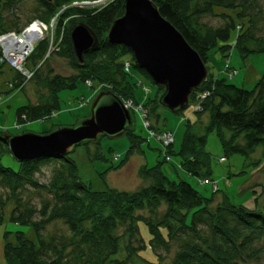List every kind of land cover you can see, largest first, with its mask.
Instances as JSON below:
<instances>
[{"label":"trees","instance_id":"1","mask_svg":"<svg viewBox=\"0 0 264 264\" xmlns=\"http://www.w3.org/2000/svg\"><path fill=\"white\" fill-rule=\"evenodd\" d=\"M26 1L28 0H0V34L20 32L35 21L49 24L63 7L70 8L59 16L53 49L50 38H47L37 45L29 57L27 65L31 63L34 69H27L34 72L33 78L26 81L13 69L18 77L9 83V91H22L32 81L39 96L37 103H31L17 111V126L51 119L61 109L59 93L62 90L75 89L80 82L87 85L91 82L94 88L96 85L102 86L124 103H143L147 111L149 130L161 132L157 124L160 121L158 110L162 107L160 98L165 92L164 88L157 87L151 77L139 69L128 47L113 45L108 41L112 25L125 16L126 0H110L104 6L90 7L71 5L102 0H35L39 8L34 11L32 18L28 19L25 25L13 29L6 23V13L16 10ZM152 1L161 15L200 55L205 66L213 49L227 57L229 46L226 43L230 40L232 32H237L233 48H236L242 57L264 54V35L257 34L258 30L253 22L242 13L240 6L236 5L238 0ZM216 8L234 10L238 18L246 19V24L237 26L230 16L215 13ZM205 17H217L223 23L212 29L202 22ZM81 23L92 30L99 39V46L85 56L84 64L79 63L70 37L72 28ZM55 54L65 59L77 74L71 77L58 75L53 79H43L42 66ZM126 61L131 63L129 73L124 68ZM137 72L157 89L155 96L144 102H139L136 97L139 87L144 86L138 79L135 80L134 75ZM198 98L200 105L192 112L195 121L192 122L190 117L185 121V135L179 153L182 158L181 168L185 172L198 178L200 183L212 181L209 180L210 156L205 151L206 139L210 134H215L222 147L230 154H240L251 159L255 152L261 149V156L264 158V73L251 89L238 88L229 84L225 78L208 74L207 80L202 83L200 90L191 96L190 101L195 102ZM133 127L126 133L132 140V148L126 160L120 162L118 159V166H113L111 170L122 168L129 156L141 149L142 140L134 134ZM0 132V181L8 192L5 198L0 196V227L5 222L7 205L14 199L20 200L22 190L32 188L52 196V201L40 210L38 220L34 219L33 213L25 214L19 208V203L12 210L11 221L31 227L37 241L31 240L21 231L12 233L15 238L12 241L11 232H6V264H127L129 257L119 258L122 245L116 232L119 228L127 226L126 235L130 242L138 237L143 246L142 250H145L147 246L138 227L141 221L149 226L152 235L150 247L157 257L158 250L169 251L172 242L188 234L193 235L195 244L182 246L172 264H241L244 263V255L250 253L246 256L252 257L255 254L253 247L264 239L263 188L261 192L254 193L256 197L252 209L231 204L228 196L217 202L212 209V199L203 198L188 182L169 181L158 165L152 169L146 167L141 171L142 178L152 181L141 190L127 193L108 188L106 191L97 192L81 181L77 165L68 156L63 159L18 163L19 171L4 167L2 160L10 153V149L3 138L7 131ZM172 146L168 149L169 154ZM220 159L225 161L224 157ZM52 162L58 163L59 166L53 171L50 182H39L37 175L41 167ZM259 164L260 160L252 163L255 168ZM218 191L217 186L213 193ZM163 205L167 209L161 224H156L151 217L139 215L145 210L154 214ZM56 221L64 222L69 228V240L45 239L46 227ZM128 251L133 254L131 245ZM145 262L153 264L146 260Z\"/></svg>","mask_w":264,"mask_h":264},{"label":"rangeland","instance_id":"2","mask_svg":"<svg viewBox=\"0 0 264 264\" xmlns=\"http://www.w3.org/2000/svg\"><path fill=\"white\" fill-rule=\"evenodd\" d=\"M104 5L101 4L100 6ZM236 5H239L242 13L253 22L258 30L257 34L264 35V0H238ZM38 8L39 5L35 0L24 2L16 10L6 13L7 25L13 29L25 25ZM234 12V10L223 8L215 9L217 14L224 13L230 16L238 24L237 26H240L241 23L246 24V19L238 18ZM202 22L212 29L221 26L223 23L217 17H205ZM68 23L69 21L67 25ZM236 33L232 32L230 40L226 43L229 46L227 57L213 49L208 55L206 68L213 77L225 78L229 84L238 88L251 89L264 73V54H254L247 58L242 57L238 50L233 48ZM27 67L34 69L31 63H28ZM41 74L43 79H53L58 75L71 77L77 73L65 59L55 54L44 63ZM17 77L18 74L10 66L0 63V130H6V134L12 136L24 133L45 135L46 132L60 127L74 128L90 117L96 92L97 94L107 92L102 86L96 85L94 89H91L87 84L80 82L77 88L64 89L59 93L61 109L51 119L44 122H32L18 128L16 121L17 111L31 103H37L39 96L37 87L32 81L22 91H9V83L15 81ZM134 77L135 80L138 79L140 83L144 84L136 92L137 100L143 102L149 97L153 98L156 94V87L138 72L135 73ZM148 88L149 92L147 93L146 89ZM199 105V98L195 102L190 101L189 108L179 115L173 114L163 106L159 108L160 121L158 124L155 122L158 130L170 132L174 136V144L169 154L170 161L166 160L165 162V146L159 139L151 135L139 113H134L133 115V130L134 134L142 140L141 149H137L133 155H130V158L122 168L111 170L113 166H118V158L120 162L126 160L132 148V140L128 134L116 139L106 136L100 137L98 144L90 143L77 147L75 151L68 155V158L77 165L81 181L97 192H103L111 188L122 192L134 193L152 183L151 180H146L140 176L141 171L146 167L152 169L160 165L162 173L169 181L177 183L180 181L188 182L203 198L212 199V209L225 196L229 197L228 200L231 204L244 206L247 202H250L255 195L254 192L258 193L262 188L264 189V158L261 156V149H258L251 159H247L240 154L228 153L222 147L220 139L215 134H210L206 139L205 151L210 156L211 176L209 180L212 181H206V183L201 184L198 178L191 177L181 168L182 158L179 153L186 129L183 119L190 117L192 122L195 121V116H193L192 112ZM0 135H2L1 132ZM222 157L225 158L224 162L220 161ZM256 160H260L257 168L252 165ZM2 164L6 168L19 171V164L11 153H7L3 157ZM57 166L59 164L56 162L43 165L37 175L39 182L49 183ZM214 184L218 186L219 191L217 193H213ZM255 188L256 190H254ZM7 193L0 181V196L5 198ZM51 201L52 196L47 192L26 188L22 190L20 200L14 199L7 205L5 222L0 227V259L2 264H6L4 259L6 232H11L10 238H12V241L15 239L13 234L18 231L24 232L31 240L37 241L35 232L31 227L11 221L12 210L17 203H19V208L25 214L33 213L34 219L38 220L42 207ZM166 209L167 207L163 205L154 214L145 210L140 212L139 215L145 218L151 217L156 224H161L164 221ZM138 227L141 238L147 246L145 250H142L143 246L138 237L130 242L129 237L126 235L127 226L119 228L116 232V236L121 239L122 245V253L119 258L127 259L129 257L127 264H148L145 260L153 264H172L182 246L195 244L193 235L188 234L172 242L169 251L158 250L159 256L157 257L150 247L152 235L149 226L141 221ZM44 237L47 241L53 238L66 241L71 238V232L64 222L56 221L46 227ZM129 245L132 246L135 253L129 254ZM253 253L255 254L250 258L247 257L250 253L246 254L247 256L244 255V263L241 264H264V239L253 247Z\"/></svg>","mask_w":264,"mask_h":264},{"label":"water","instance_id":"3","mask_svg":"<svg viewBox=\"0 0 264 264\" xmlns=\"http://www.w3.org/2000/svg\"><path fill=\"white\" fill-rule=\"evenodd\" d=\"M70 37L79 63L84 64L85 56L99 46L98 37L82 23L72 28ZM108 41L131 50L139 69L164 88L160 104L173 114L189 108L191 96L208 78L200 55L152 0H126L125 16L112 25ZM133 125L125 103L112 92H102L94 99L90 117L74 128L60 127L45 135L5 134L3 138L13 158L26 163L66 158L77 147L97 143L100 137H123Z\"/></svg>","mask_w":264,"mask_h":264},{"label":"built area","instance_id":"4","mask_svg":"<svg viewBox=\"0 0 264 264\" xmlns=\"http://www.w3.org/2000/svg\"><path fill=\"white\" fill-rule=\"evenodd\" d=\"M110 0H102L94 3H75L71 5V7H90V6H100L101 4H106ZM70 7H63L62 11L59 12L53 19L50 21L49 24L43 23L41 21H35L28 25L20 32H8L0 34V49H1V56H0V63L6 64L14 69L16 72L20 73L26 81H30L33 76L34 72L27 69V61L29 57L35 51L37 45L50 38L51 40V49H53V44L55 40V29L58 26L59 16L66 11L69 10ZM124 68L126 72H131V63L126 61L124 64ZM88 86L90 88H94L91 82H88ZM146 92H149V89H146ZM97 93V92H96ZM206 95V94H204ZM203 98V95L201 96ZM1 100V99H0ZM144 102V101H143ZM126 107L131 110V112L139 113L143 119V123L145 127L149 130L150 125L146 120L147 111L144 108L143 103L135 104L132 101L125 103ZM198 107H195L197 110ZM189 118V117H188ZM185 117L183 121L188 119ZM18 128H20L18 126ZM150 131V130H149ZM151 135L159 139L163 145L165 146V159L170 161V155L168 153V149L171 145L174 144V136L172 133L167 132H151ZM119 159V158H118ZM223 162V159H220ZM205 182H201L204 184ZM214 191L217 190V186L214 184Z\"/></svg>","mask_w":264,"mask_h":264},{"label":"crops","instance_id":"5","mask_svg":"<svg viewBox=\"0 0 264 264\" xmlns=\"http://www.w3.org/2000/svg\"><path fill=\"white\" fill-rule=\"evenodd\" d=\"M148 89H149V88H148ZM96 94H97V93H96ZM254 190H256V188H255ZM254 190H253V192H254ZM254 193H255V192H254ZM255 197H256V195H254V196L252 197V199L250 200V202H249V203L247 202V204H245L244 207H246V208H248V209H252L253 206H254V199H255Z\"/></svg>","mask_w":264,"mask_h":264}]
</instances>
